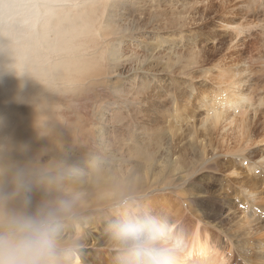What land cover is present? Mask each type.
I'll return each mask as SVG.
<instances>
[{
    "label": "rangeland",
    "instance_id": "1",
    "mask_svg": "<svg viewBox=\"0 0 264 264\" xmlns=\"http://www.w3.org/2000/svg\"><path fill=\"white\" fill-rule=\"evenodd\" d=\"M29 11L35 26L25 23L13 49H34L16 82L30 98L8 119L12 139L22 130L20 152L1 145L50 166L63 189L51 195L74 201L57 224L62 264H137L121 228L143 213L160 226L157 247L179 250L182 263L254 264L240 254L250 199L227 189L239 187L234 170L264 187V168L244 165L240 121L200 125V100L251 93L246 110L264 132V0H33L18 15ZM219 205L217 219L205 212Z\"/></svg>",
    "mask_w": 264,
    "mask_h": 264
},
{
    "label": "bare ground",
    "instance_id": "2",
    "mask_svg": "<svg viewBox=\"0 0 264 264\" xmlns=\"http://www.w3.org/2000/svg\"><path fill=\"white\" fill-rule=\"evenodd\" d=\"M31 2H33V0H0V96H1L0 109H4L3 115H0L1 116L0 123H2L1 125H4V128L0 130V145L6 142L10 143V145L13 146L17 154H19L20 152L19 137L22 134V130H19L18 135L15 136V139H12L13 136L10 137V135H12L11 134L12 130H10L9 127L11 125V121H9L8 119L12 117L13 113L17 109L24 108L23 106L24 104L21 105L23 98L26 99V101L28 98H30L28 93H25V95L23 96L22 95L23 91L20 92L25 87L24 83H21V86L19 87V85L16 82L17 80H19L18 74H20L22 80L23 74L31 70V64H33L35 61L30 57L34 52V49L32 47H20V51H17L13 49V45L15 43L16 44L18 43L20 45V41H22L21 43H23V38L20 33L21 31L22 32L24 31L23 28L25 27L26 22H30L31 26H35L36 22L33 18V13L35 11L33 13L29 11L26 14V16L18 15V12L20 11L23 5L30 4L31 6ZM33 4L34 3H32V6ZM7 17H14L16 19V22L19 23L18 24L19 28L18 29L16 28L15 31H12L10 29V23L6 19ZM228 24L230 25L231 23ZM236 29H237L236 31L237 33L239 31L244 30L242 25L236 26ZM28 37L31 39V36ZM32 40L34 41L33 37ZM2 45L6 46L4 50H2ZM21 54L23 56L21 62H19ZM226 78L227 76L224 75L222 79L228 80ZM234 91L235 90H232L230 92H234ZM221 94H222L221 90H218V92L215 93L213 96L210 97L204 96L203 100H200V105L205 110L203 111V117L200 119V125L204 129H207L208 127L212 131H215L219 127V125H224L223 123H225L226 121L231 122V124L240 121V123H238V125L236 126H238L240 130L242 131L244 130V134H245L244 145L241 148V157L245 160L244 165L247 167L248 171H250V174L258 173L259 169L261 170V168H264V132L255 134L256 131L252 126V122H251L252 119L250 120L252 113H248V111L246 110L249 107L253 109L252 106L254 107L255 105L254 100L251 97V93H248L247 95H242V94L238 95L237 93H235V95H232L230 93H225L223 95ZM262 103H264V101H262ZM200 105L198 103L197 105L198 108ZM13 123L14 121L12 122V125ZM191 132H194L195 137L197 136V130L194 127L191 128ZM258 143L259 145L263 143V146L259 147L258 149H254ZM232 174H237L238 177L237 179H232L229 177L230 185L233 182L234 185L239 184V187L233 191H231L230 189H227V191H229L230 194L232 193L234 194L237 192V189H239L240 193H243L244 196L250 199L246 202V208H247L246 211L248 213V216H246L245 219L243 220V223L245 224V233L248 236L247 238L248 243L243 245L240 254L244 259H246L247 261L249 259L254 264H264V193H263L264 187L260 185L258 181L259 179L258 180L252 179V177H248L247 179L242 177L241 179H238L240 178L239 177L240 174L235 170L232 171ZM253 177L256 178V176L254 175ZM227 194L228 193H226V197ZM165 203L161 201L160 202L154 201V203L151 202L150 204V207L152 209L151 211L155 215L160 216V214L157 213L156 207L162 205L165 206ZM219 209L220 210L217 211L216 208H212V206H209V208L208 207L205 208V212L208 213V215H210L213 219H217L221 211L220 205H219ZM261 217L262 220H260ZM145 220L151 222L154 233L156 230L160 228V226L155 224V219L152 216H149L144 213L129 218L127 220V224H134ZM173 230L174 229H172V231ZM178 243L179 246L173 243V245L168 246V249L171 250L175 249L174 247L180 248V244L182 242L179 241ZM156 245L158 246L159 242H156ZM250 249H252V251H250ZM169 252L173 253L172 251H168V252L166 251L165 254L170 259L171 264H185L180 262L179 250L176 251L179 253V255H177L179 257H170ZM252 252L254 254H252ZM195 253L198 257L204 254L200 251H195L189 257L193 255L195 258ZM231 253H233L232 250L230 254ZM207 257L208 255H205V259H207Z\"/></svg>",
    "mask_w": 264,
    "mask_h": 264
},
{
    "label": "clouds",
    "instance_id": "3",
    "mask_svg": "<svg viewBox=\"0 0 264 264\" xmlns=\"http://www.w3.org/2000/svg\"><path fill=\"white\" fill-rule=\"evenodd\" d=\"M62 190L50 166L17 161L0 145V264H62L57 224L74 209L72 199L51 195ZM121 234L137 264H171L150 221Z\"/></svg>",
    "mask_w": 264,
    "mask_h": 264
},
{
    "label": "snow or ice",
    "instance_id": "4",
    "mask_svg": "<svg viewBox=\"0 0 264 264\" xmlns=\"http://www.w3.org/2000/svg\"><path fill=\"white\" fill-rule=\"evenodd\" d=\"M257 211H258V209H257Z\"/></svg>",
    "mask_w": 264,
    "mask_h": 264
}]
</instances>
